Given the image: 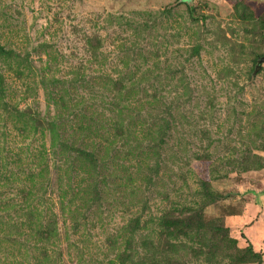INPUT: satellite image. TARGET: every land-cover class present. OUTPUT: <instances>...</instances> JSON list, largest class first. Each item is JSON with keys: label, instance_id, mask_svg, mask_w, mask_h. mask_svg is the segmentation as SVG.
I'll list each match as a JSON object with an SVG mask.
<instances>
[{"label": "rangeland", "instance_id": "rangeland-1", "mask_svg": "<svg viewBox=\"0 0 264 264\" xmlns=\"http://www.w3.org/2000/svg\"><path fill=\"white\" fill-rule=\"evenodd\" d=\"M0 44V264H264V0H0Z\"/></svg>", "mask_w": 264, "mask_h": 264}, {"label": "trees", "instance_id": "trees-1", "mask_svg": "<svg viewBox=\"0 0 264 264\" xmlns=\"http://www.w3.org/2000/svg\"><path fill=\"white\" fill-rule=\"evenodd\" d=\"M189 12L193 18H196V13H195L194 9L189 8ZM96 37H94L92 39V41H94V42L96 41L98 43V36H96ZM3 54H8V51L5 50L4 47L1 46V44H0V55H3ZM119 87L122 88L123 86H118V89H119ZM119 92H121L120 89H119ZM21 114H25V113L21 112ZM122 115H123V111L121 110L120 114H119L120 120L115 121V131L117 132V134L120 135V137L125 138V136L129 135V129L124 127V124H123L122 119H121ZM31 120L34 123L36 130L40 129L41 132L44 134H47V133H45V129L48 130V132L50 133L49 134L50 138L52 139V145H53L54 141H58L60 146L65 147V148L68 147L69 141H67V139L65 137L62 138V136L58 133L57 128H56L57 126H56V123L54 121L43 120V118L38 117V116L35 118H31ZM163 129H164V127L160 128L158 130L159 135L160 134L164 135L165 132L163 131ZM159 135H158V137H159ZM56 137H57V140H56ZM122 144L123 145H121L119 148L120 150H123V146L125 145L124 143H122ZM100 149H102L101 144L98 145V152H97L96 148H92L90 145L86 144L85 146H80L77 149L78 153H77L76 157L78 159H80L82 162L88 163V165L93 166L94 169L99 168V166L102 165L101 166V170H102L103 167L106 166L107 161H106V159H104L105 157H103L102 159H104V160H100V164H99V158H101V156H102L101 155L102 151H100ZM53 151H54V153H57L56 150H53ZM130 153L131 152H125L126 155H128ZM114 156H117V155H114ZM97 159H98V163H97ZM118 160H119V158L117 157L116 161H118ZM118 165H120V164L117 162V167H118ZM31 174H34V173H31ZM203 186H204L205 197L206 198L211 197L213 194H212V191L210 189V186H209L207 180L203 181ZM21 192L25 193V196H31L32 189L31 188H26V189L21 188ZM60 198H61V199H59L60 202L62 204H64L63 200L65 199V195L60 194ZM30 200H31V198H30ZM32 203L33 202H27L28 205L26 207L27 208L26 215L30 219L34 216V213L37 212V210H36L37 208L35 206H33ZM186 213L187 212H185V211L184 212L183 211L178 212V213H176L174 211L173 214L171 213L169 215L170 218L167 219L166 223L169 224L171 226V229H173V230L178 229L179 232L190 231L193 228H195L196 225L194 223H195L196 219L200 221V219H199L200 215L198 212H193L194 215L185 217ZM162 218H164V217H162ZM139 223H140V218L134 217L131 220H129L127 222V224L122 227V229L125 231L134 232L139 227ZM56 224H57L56 219H51L49 223L44 225L43 229L38 228L40 235L47 240L50 239L54 234H56V231H57L56 230ZM38 229H37V232H38ZM195 229H197V228H195ZM218 229L221 230L220 225H218ZM121 253H120L121 256L119 255V258L121 259L125 255V257L130 259V261H131L130 264H144L143 260L137 259V257L135 258V253L133 251L132 252L124 251L122 254ZM123 262H124V260H121L120 264H123ZM145 264H147V261L145 262ZM148 264H154V263L151 262Z\"/></svg>", "mask_w": 264, "mask_h": 264}, {"label": "water", "instance_id": "water-1", "mask_svg": "<svg viewBox=\"0 0 264 264\" xmlns=\"http://www.w3.org/2000/svg\"><path fill=\"white\" fill-rule=\"evenodd\" d=\"M263 62H264V55L261 56L260 59L258 60L257 68H256V70H255V72H254V74H253V77L255 76V73H256L258 67H260V66L262 65Z\"/></svg>", "mask_w": 264, "mask_h": 264}]
</instances>
